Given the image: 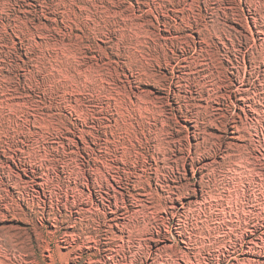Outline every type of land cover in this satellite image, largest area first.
Masks as SVG:
<instances>
[{
	"label": "rangeland",
	"instance_id": "374dc122",
	"mask_svg": "<svg viewBox=\"0 0 264 264\" xmlns=\"http://www.w3.org/2000/svg\"><path fill=\"white\" fill-rule=\"evenodd\" d=\"M0 264H264V0H0Z\"/></svg>",
	"mask_w": 264,
	"mask_h": 264
}]
</instances>
